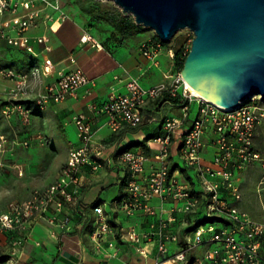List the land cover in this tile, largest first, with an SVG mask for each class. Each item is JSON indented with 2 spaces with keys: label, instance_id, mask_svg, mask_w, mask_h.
<instances>
[{
  "label": "built area",
  "instance_id": "obj_1",
  "mask_svg": "<svg viewBox=\"0 0 264 264\" xmlns=\"http://www.w3.org/2000/svg\"><path fill=\"white\" fill-rule=\"evenodd\" d=\"M69 18L60 0H0V52L7 46L37 59L50 50L51 38L48 34L33 37L30 32L43 22L55 33ZM34 41L42 46V51L36 50ZM83 42L103 48L89 32ZM164 44L156 35L142 44L141 52L156 61ZM169 52L174 60V49ZM182 70H176L174 65L169 79L151 88L144 87L138 77L130 76L125 93L113 92L104 105L93 107L106 114L110 126L117 131L143 124V111L150 101L166 94L180 98L176 105L182 113L163 119V132L153 140V154L120 150L106 157L107 147L94 142L91 122L86 116H76L81 145L70 149L68 161L54 183L35 190L27 201L13 202L6 212H0V230L28 232L43 221L51 227V235L57 236V229L70 228L67 207L78 206L81 169L119 167L128 175V189L125 197L117 198L113 205L128 218L142 214L154 221L149 229L138 230L137 225L127 227L126 223L110 219L102 205L95 206L96 228L91 237L98 254L109 260L120 258V240L131 244L147 264H264V221L238 206L243 198V175L257 164L263 170L260 190L264 191V153L256 147L257 131L264 126V98L256 95L240 108H224L196 95L183 78ZM56 71L57 79L47 83L45 76ZM0 83L3 115L8 119L18 115L21 124L29 127L35 111L77 96L79 89L95 81L80 67L57 70V65L50 61L32 63L24 69L0 62ZM33 95L35 99L28 100ZM193 103L200 104V113L186 129ZM40 138L19 143L0 134V153L9 144L28 148ZM210 153L212 156L207 159ZM176 157L186 164L181 171ZM189 169L197 171L198 181L186 174ZM155 199L159 205L154 204ZM168 203L172 204L170 208L166 207ZM204 211L207 216L201 219ZM207 221L213 224L203 228ZM216 221L225 226L216 228ZM20 243L14 242L7 264L20 261ZM214 244L217 246L212 249Z\"/></svg>",
  "mask_w": 264,
  "mask_h": 264
},
{
  "label": "crops",
  "instance_id": "obj_2",
  "mask_svg": "<svg viewBox=\"0 0 264 264\" xmlns=\"http://www.w3.org/2000/svg\"><path fill=\"white\" fill-rule=\"evenodd\" d=\"M60 1L70 18L58 31L51 32L41 22L38 28L30 32L33 37L48 34L51 38L50 50L37 59L30 54L28 59H15L14 66L24 69L32 63L50 61L57 65V70L80 67L95 83L79 89L77 96H70L61 103L52 102L47 109L35 111L29 127L21 124L18 115L11 119L6 118L0 103V134L17 139L19 143L33 137H41L39 141L47 140L46 145L45 142L35 144L38 141H34L28 148L20 144H9L7 150L0 153L1 213L6 212L11 203L27 201L35 190L46 188L57 180L61 169L68 161L70 149L81 145L74 117H87L93 126L95 144L105 145L107 147L105 156L109 157L120 150L153 154L156 146L153 140L163 132V119L173 115L172 111L181 110L168 100L170 95L166 94L146 105L143 111V124L113 130L109 124V117L94 110L93 107L100 108L113 92L125 93L130 76L138 77L146 88L167 81L168 73L172 69L170 63L173 62L169 51L171 48L174 49V46L165 45L156 61L150 60L142 54L141 46L156 35L145 38L142 36L143 32H140L125 36L118 34L110 24L105 30L110 31L108 27L112 26L115 35H110L111 32H101L90 22L103 15L100 10L95 12L98 5L91 3L94 0H89L90 3L81 2L76 7ZM57 16L58 14H54V17ZM86 32L92 34L103 48L98 49L92 44H84L83 37ZM33 43L37 51H42L41 45L35 41ZM7 48L3 47L4 50ZM56 79L57 71L53 75L45 76L47 83ZM2 88L3 85L0 83V91ZM2 96L0 93L1 99ZM33 99L34 95L28 100ZM211 156V153L206 155L207 159ZM80 176L82 188L78 206H68L65 211L70 215V228L57 229L58 234L55 237L51 235V227L43 221L28 232L0 230V264H7L15 241L21 242L17 246V249L22 250L18 264H147L146 260L136 254L131 244L120 240H117L122 249L120 258L106 259L95 251L91 237L97 219L94 205L97 202L98 205L105 203L104 198H120L125 195L128 189V175L119 167H104L99 171H93L85 166L81 169ZM154 204H160L158 199H155ZM113 210L115 214L105 209L110 219L137 225L138 230L149 229L150 223L154 221L153 217L142 214L128 218L114 205Z\"/></svg>",
  "mask_w": 264,
  "mask_h": 264
},
{
  "label": "water",
  "instance_id": "obj_3",
  "mask_svg": "<svg viewBox=\"0 0 264 264\" xmlns=\"http://www.w3.org/2000/svg\"><path fill=\"white\" fill-rule=\"evenodd\" d=\"M117 4L164 42L194 33L182 76L227 109L264 98V0H100Z\"/></svg>",
  "mask_w": 264,
  "mask_h": 264
},
{
  "label": "rangeland",
  "instance_id": "obj_4",
  "mask_svg": "<svg viewBox=\"0 0 264 264\" xmlns=\"http://www.w3.org/2000/svg\"><path fill=\"white\" fill-rule=\"evenodd\" d=\"M65 2L66 5L69 6H77V4H80L81 2L83 3H90L89 0H63ZM100 3L101 5V11L102 13H108V12H120L123 13V10L114 2L111 1H100V0H94L91 3ZM87 5V4H86ZM124 14V13H123ZM127 17H131L132 19L135 20L133 15H126ZM93 27L99 29L101 32H111L110 35H115V30L114 28L108 27L110 31H106L105 28L107 27V25L109 24H104V21H100V20H95L92 19L90 21ZM145 30L142 33V36L147 38L150 35H157L156 32L151 29V28H144ZM114 32H112V31ZM193 39H194V33L190 30V29H183L180 30L176 33V35L174 36L173 40L168 44H172L174 46V52L175 53H179L180 56H183L185 53H187V55L189 54V52L191 51L192 48V43H193ZM13 52L15 53L14 56L13 55H9V58L7 59V62L11 63L13 60L15 59H28L29 58V54L25 53V52H20L17 49H13ZM168 59V58H167ZM168 61V60H167ZM165 63V61H164ZM176 63V60L174 59L173 62L171 61L170 66H172V68L174 67ZM258 98V97H257ZM173 115L171 116H179L182 112L180 111H172L171 112ZM200 113V104L199 103H193L191 106V112H190V121L185 125L186 129H189L191 126V123L194 122L197 117L199 116ZM79 138V137H78ZM38 142H35V144H40V143H44L45 145L47 144V140H36ZM43 145V144H42ZM256 147L257 149H259L261 152L264 153V126L259 128L257 131V136H256ZM206 153H204L205 155ZM179 162L180 163V171L182 169H184L186 167V164L184 163V161L182 159H180L179 157L175 158V163ZM186 174L190 175L194 181H198V176H197V171L194 169H189ZM186 175V178H187ZM263 176V170L260 164L255 165L254 167H251L249 169V171H247L244 175H243V187H242V194H243V198L241 200V202L238 204L239 208L245 212H247L248 214H250L252 217L257 218L259 220H263L264 221V191L261 192L260 188V181L262 179ZM199 189V187H197ZM117 198L115 197H108V198H104L105 203L102 204V206L107 210V212L111 213V214H115V211L113 210V202L116 200ZM172 205L171 204H167L166 207L170 208ZM207 216V211H204L200 217L201 219H205V217ZM121 217H123V215H121ZM213 224L212 221H207L205 224L202 225L203 228H208ZM216 228H223L225 226V224L223 222L220 221H216ZM126 226H131L129 223H126ZM217 246V244H214L212 249H214Z\"/></svg>",
  "mask_w": 264,
  "mask_h": 264
},
{
  "label": "trees",
  "instance_id": "obj_5",
  "mask_svg": "<svg viewBox=\"0 0 264 264\" xmlns=\"http://www.w3.org/2000/svg\"><path fill=\"white\" fill-rule=\"evenodd\" d=\"M97 7L95 12H98L99 10L101 11V5L100 3L97 2ZM98 20H103L104 22L112 25L116 32L118 34L121 35H125V36H132V35H136L140 32H143L145 29L144 27L138 25L134 19H132L131 17H127L125 16L123 13L120 12H108V13H103V15H99ZM166 45V44H164ZM169 45V44H168ZM13 49L11 48H7L6 50H2L0 52V62L6 66H14L15 65V60H13L11 63L7 62V59L9 58V55H13L14 56V52L12 51ZM4 54V55H2ZM8 57V58H7ZM187 56H185V54L183 56H180L179 53H175V66H176V70H182L184 68L185 65V60H186ZM170 100L173 104H177L180 103V98H172L170 97ZM252 102V101H251ZM126 195V194H125ZM125 195H123L122 197H120L119 199H122L125 197ZM99 204V202H97L95 206H97Z\"/></svg>",
  "mask_w": 264,
  "mask_h": 264
},
{
  "label": "bare ground",
  "instance_id": "obj_6",
  "mask_svg": "<svg viewBox=\"0 0 264 264\" xmlns=\"http://www.w3.org/2000/svg\"><path fill=\"white\" fill-rule=\"evenodd\" d=\"M159 57V56H158ZM189 84V83H188ZM191 90L198 96H201L190 84H189Z\"/></svg>",
  "mask_w": 264,
  "mask_h": 264
}]
</instances>
